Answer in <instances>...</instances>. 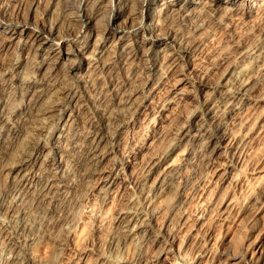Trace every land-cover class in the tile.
Masks as SVG:
<instances>
[{"label":"clouds","instance_id":"9594fccd","mask_svg":"<svg viewBox=\"0 0 264 264\" xmlns=\"http://www.w3.org/2000/svg\"><path fill=\"white\" fill-rule=\"evenodd\" d=\"M0 264H264V0H0Z\"/></svg>","mask_w":264,"mask_h":264}]
</instances>
